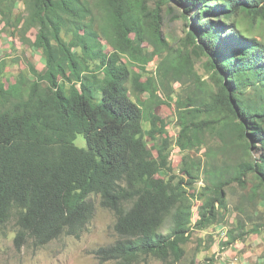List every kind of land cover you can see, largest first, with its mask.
Returning a JSON list of instances; mask_svg holds the SVG:
<instances>
[{
    "label": "trees",
    "instance_id": "trees-1",
    "mask_svg": "<svg viewBox=\"0 0 264 264\" xmlns=\"http://www.w3.org/2000/svg\"><path fill=\"white\" fill-rule=\"evenodd\" d=\"M26 3L45 69L29 65L34 79L19 75L5 84L0 58V229L15 219L16 249L27 239L42 246L63 234L78 237L94 218L98 199L113 212L116 235L92 249L100 262L133 264L145 256L177 262L190 231L218 221L226 186L246 188L250 177V196L264 200V40L255 33L264 25V0H156L153 8L149 0ZM168 3L183 8L189 29L185 47L162 56L159 76L180 80L185 74L201 83L189 59L192 46L191 52L206 57L213 86L177 101L175 143L181 152L192 149L219 125L240 147L232 167L201 170L185 155L181 177L159 176L170 170V143L165 123L150 111L162 101L153 79L142 81L128 63L144 69L162 53L161 8ZM101 37L112 51H105ZM128 84L134 94L148 92L147 101L132 100ZM78 134L85 147L74 144ZM201 173L205 181L197 192ZM189 196L201 199L194 221ZM238 229L228 231L224 244L248 233Z\"/></svg>",
    "mask_w": 264,
    "mask_h": 264
},
{
    "label": "rangeland",
    "instance_id": "rangeland-1",
    "mask_svg": "<svg viewBox=\"0 0 264 264\" xmlns=\"http://www.w3.org/2000/svg\"><path fill=\"white\" fill-rule=\"evenodd\" d=\"M156 0H149V7L153 8ZM183 8L176 4L168 3L161 8L160 34L166 42L161 54L154 55L145 65L141 66L128 63L131 70L140 74L143 81L152 78L156 84L157 94L162 102L151 104V114L158 115L165 123V134L169 140V171H161L159 176L167 178L170 175L181 177L180 170L183 156L201 164V170L206 165L220 167L223 165L234 166L240 160V147L230 142L229 137L220 132L219 125L212 133L203 136V142L187 151L181 152L175 143L179 132L177 118V101L183 102L188 97L199 95V89L210 91L213 86L206 71V57L202 54L191 52L192 46L188 47L190 61L193 71L201 77V83L195 81L191 76L183 74L180 80H173L172 77L161 78L158 73V63L167 52L174 53L176 48H184L186 32L189 29L186 19L181 15ZM26 0H6L0 2V58L5 66L3 80L5 84L14 82L19 75L28 79H34L29 71V65H33L38 71L45 69L46 58L43 51L34 45L37 27L30 25L28 19ZM186 15V13H185ZM187 16V15H186ZM255 33L264 40V25L255 30ZM105 51H112V47L101 37ZM147 53L153 51L149 43H144ZM160 48V47H159ZM122 61L127 62L124 56ZM93 66V64H92ZM129 96L132 100L147 101L148 92L134 94L131 85ZM145 132L147 133L150 124L144 121ZM164 136V135H163ZM162 135H158L160 140ZM146 141L149 137L145 136ZM78 147H85V140L78 134L74 139ZM149 147L152 143L149 142ZM155 153V150L152 151ZM255 156L258 152L254 153ZM195 184L197 192L201 191L204 184V175L200 174ZM177 179V178H176ZM252 179L248 178L246 188L236 183L225 187V208L218 210V221L204 229H192L189 239L182 248L183 257L177 261L162 262L154 257L145 256L133 264H264V200L260 195L250 196ZM190 195L191 190H187ZM192 203V221L198 217L201 199L189 196ZM96 211L92 221L86 229L78 236L61 235L56 239L42 245H33L31 239L16 249L13 244V237L16 231L15 219L11 218L6 225L0 229V264H119L115 260L100 262L92 249L109 244L116 239L113 231L114 214L95 202ZM240 225L244 226V238L231 244H224L227 241L229 230L237 233ZM258 227L257 232H251Z\"/></svg>",
    "mask_w": 264,
    "mask_h": 264
}]
</instances>
